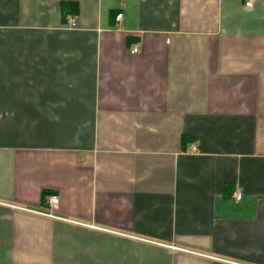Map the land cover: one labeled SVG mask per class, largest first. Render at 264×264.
Instances as JSON below:
<instances>
[{"label":"crops","instance_id":"0c3cea01","mask_svg":"<svg viewBox=\"0 0 264 264\" xmlns=\"http://www.w3.org/2000/svg\"><path fill=\"white\" fill-rule=\"evenodd\" d=\"M0 264H264V0H0Z\"/></svg>","mask_w":264,"mask_h":264},{"label":"built area","instance_id":"2783aa9c","mask_svg":"<svg viewBox=\"0 0 264 264\" xmlns=\"http://www.w3.org/2000/svg\"><path fill=\"white\" fill-rule=\"evenodd\" d=\"M255 0H244V5L246 7H251L253 5ZM117 18H120L121 17V14H118L116 16ZM74 23L72 21H70L69 23V26H73ZM137 49L134 47L132 48L131 52H135ZM193 150H195V147H192ZM242 198V194L240 191L238 190H235L231 193V199L234 201V202H239ZM58 202V198L57 196H51L47 199V204L48 205H55L57 204ZM47 215H52L50 212H45Z\"/></svg>","mask_w":264,"mask_h":264},{"label":"trees","instance_id":"16d2710c","mask_svg":"<svg viewBox=\"0 0 264 264\" xmlns=\"http://www.w3.org/2000/svg\"><path fill=\"white\" fill-rule=\"evenodd\" d=\"M189 137L188 136H183V142L185 143L186 141H187V139H188Z\"/></svg>","mask_w":264,"mask_h":264}]
</instances>
